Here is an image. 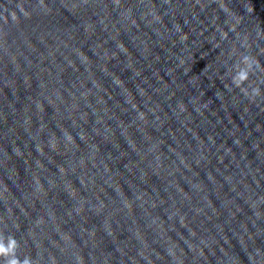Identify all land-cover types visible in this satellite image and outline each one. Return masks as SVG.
Returning a JSON list of instances; mask_svg holds the SVG:
<instances>
[{"label":"water","instance_id":"1","mask_svg":"<svg viewBox=\"0 0 264 264\" xmlns=\"http://www.w3.org/2000/svg\"><path fill=\"white\" fill-rule=\"evenodd\" d=\"M262 50L264 0H0V234L18 258L264 264V95L230 83Z\"/></svg>","mask_w":264,"mask_h":264},{"label":"clouds","instance_id":"2","mask_svg":"<svg viewBox=\"0 0 264 264\" xmlns=\"http://www.w3.org/2000/svg\"><path fill=\"white\" fill-rule=\"evenodd\" d=\"M41 6H43V0H40ZM221 9L223 10L225 8V5L220 4L219 5ZM21 12H23L25 17H28L29 13L25 12L23 8L20 9ZM253 12L252 7L247 9V13L251 14ZM15 14L12 15V20L16 21ZM240 19L237 18L236 23L234 25H231L228 29V31L235 32L236 26L239 25ZM219 31L220 39L224 40L227 39L228 33L226 31L217 29ZM259 35V33H258ZM186 36H181V41L185 40ZM248 37L245 35L243 41H241V47H245L247 43ZM213 48H219V42H217L215 45H212ZM236 48L235 45H233L231 52L229 55H232L235 53ZM264 51V50H262ZM204 57L201 56V59ZM181 64H183V61H180ZM208 65H206L205 68H207ZM255 70H261L264 71V67L260 65L259 60L255 56L250 55H242L239 58L238 63H235L232 67V75L230 77V83L231 86L237 90L240 91L241 95L250 98V100H254L257 97H260L261 95H264L261 91V85L260 84H254L253 82H250V77L254 76L256 74ZM204 71L201 73L203 75ZM117 83H119L117 81ZM228 85H225V88H227ZM18 251V243L16 239L12 236L5 237L3 234H0V260H3L4 264H33L32 257L30 256H24L22 259L18 258L17 256Z\"/></svg>","mask_w":264,"mask_h":264}]
</instances>
